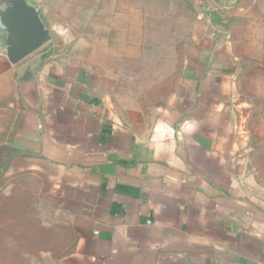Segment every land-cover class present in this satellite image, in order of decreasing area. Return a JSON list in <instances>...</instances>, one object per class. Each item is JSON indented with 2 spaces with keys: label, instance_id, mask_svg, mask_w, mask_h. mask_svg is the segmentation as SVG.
Masks as SVG:
<instances>
[{
  "label": "crops",
  "instance_id": "0c3cea01",
  "mask_svg": "<svg viewBox=\"0 0 264 264\" xmlns=\"http://www.w3.org/2000/svg\"><path fill=\"white\" fill-rule=\"evenodd\" d=\"M220 2L171 93L79 56L12 66L0 31V206L32 193L50 264H264V0Z\"/></svg>",
  "mask_w": 264,
  "mask_h": 264
},
{
  "label": "rangeland",
  "instance_id": "374dc122",
  "mask_svg": "<svg viewBox=\"0 0 264 264\" xmlns=\"http://www.w3.org/2000/svg\"><path fill=\"white\" fill-rule=\"evenodd\" d=\"M29 1L41 9L53 34L34 56H79L137 92L162 86L171 93L197 22L220 21L207 12L215 0ZM48 234L26 208L0 206V264L55 261L57 255L43 253L50 248Z\"/></svg>",
  "mask_w": 264,
  "mask_h": 264
},
{
  "label": "water",
  "instance_id": "95a60500",
  "mask_svg": "<svg viewBox=\"0 0 264 264\" xmlns=\"http://www.w3.org/2000/svg\"><path fill=\"white\" fill-rule=\"evenodd\" d=\"M0 31L4 34L3 56L12 66L53 40L41 9L29 0H0Z\"/></svg>",
  "mask_w": 264,
  "mask_h": 264
},
{
  "label": "trees",
  "instance_id": "16d2710c",
  "mask_svg": "<svg viewBox=\"0 0 264 264\" xmlns=\"http://www.w3.org/2000/svg\"><path fill=\"white\" fill-rule=\"evenodd\" d=\"M8 167H9V164L7 163L6 166L0 168V202L2 201V199L4 197L3 191H2V188H3L2 186L4 185V183L6 184L8 182L7 180L5 182L3 180V175L7 171ZM1 182H2V184H1ZM25 199H26L27 205L24 206V208H26L30 213H33V215H35L36 218H38L40 213H38L37 208H35V206L33 204L32 193H28V195L26 194ZM58 257H61V256H58Z\"/></svg>",
  "mask_w": 264,
  "mask_h": 264
}]
</instances>
